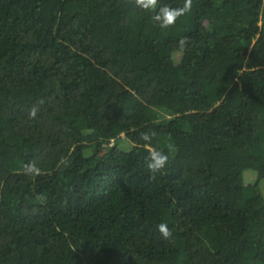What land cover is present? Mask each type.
<instances>
[{"label":"trees","instance_id":"trees-1","mask_svg":"<svg viewBox=\"0 0 264 264\" xmlns=\"http://www.w3.org/2000/svg\"><path fill=\"white\" fill-rule=\"evenodd\" d=\"M262 179L264 0H0V264H264Z\"/></svg>","mask_w":264,"mask_h":264},{"label":"clouds","instance_id":"clouds-1","mask_svg":"<svg viewBox=\"0 0 264 264\" xmlns=\"http://www.w3.org/2000/svg\"><path fill=\"white\" fill-rule=\"evenodd\" d=\"M135 6L144 12L152 14V19L156 22L160 28L166 29L173 26L177 19L181 16L186 15L191 11L192 0H184L182 7H170L168 5H162L158 7L159 0H133ZM181 43H184L183 41ZM37 110L35 108L30 110V118L36 116ZM156 133L154 130L142 132L140 139L148 144H151L152 139ZM169 151H174V145L168 144ZM169 161V156L162 149L153 148L146 157V167L150 173L149 179H154L155 174L165 168ZM26 173L39 174V168L35 162H29L25 165ZM157 230L163 236L164 239L168 240L172 236V232L166 223H160L157 226Z\"/></svg>","mask_w":264,"mask_h":264},{"label":"rangeland","instance_id":"rangeland-1","mask_svg":"<svg viewBox=\"0 0 264 264\" xmlns=\"http://www.w3.org/2000/svg\"><path fill=\"white\" fill-rule=\"evenodd\" d=\"M166 2V1H165ZM170 4V3H169ZM171 5V4H170ZM131 131H134L137 136H138V133L135 131V130H131ZM123 135V134H122ZM138 140V139H137ZM134 143H137L135 140H132L130 138H127L125 137V143L127 145V147H130V145L134 144ZM261 190L262 192H264V179L261 180Z\"/></svg>","mask_w":264,"mask_h":264}]
</instances>
